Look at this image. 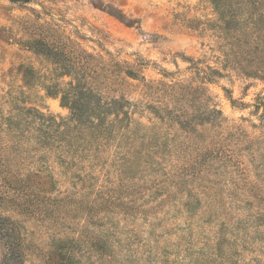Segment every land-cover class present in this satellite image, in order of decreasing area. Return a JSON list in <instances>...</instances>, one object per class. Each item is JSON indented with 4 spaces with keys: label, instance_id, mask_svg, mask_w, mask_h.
Wrapping results in <instances>:
<instances>
[{
    "label": "rangeland",
    "instance_id": "374dc122",
    "mask_svg": "<svg viewBox=\"0 0 264 264\" xmlns=\"http://www.w3.org/2000/svg\"><path fill=\"white\" fill-rule=\"evenodd\" d=\"M223 3L0 0L21 264H264V3ZM76 85L125 122L75 126Z\"/></svg>",
    "mask_w": 264,
    "mask_h": 264
},
{
    "label": "trees",
    "instance_id": "16d2710c",
    "mask_svg": "<svg viewBox=\"0 0 264 264\" xmlns=\"http://www.w3.org/2000/svg\"><path fill=\"white\" fill-rule=\"evenodd\" d=\"M236 1L237 0H224L223 5L220 4L218 7L222 8V10L227 9V7L233 8V4ZM241 1H243V3H249V5L254 6L255 9H258V7L264 3V0ZM114 16L123 21L126 19L124 14L120 11H115ZM126 21L128 20L126 19ZM128 25H133V22L128 21ZM72 89V93H67L62 96V104L70 111V121L73 122L75 126L79 124L83 125L88 121L91 124L96 123L98 126H103L105 124L108 126L107 117L111 114L116 115V121L119 124L125 122L124 118L120 117L121 115L124 114V116L127 115L126 117H128V114L121 110V104L119 102H115L114 105L102 104L100 97L93 94L90 90H84L81 85L72 86ZM218 113L222 115L221 112ZM21 245L16 227L9 222L8 219L0 216V246L4 251L3 264L22 263L23 255L19 251Z\"/></svg>",
    "mask_w": 264,
    "mask_h": 264
}]
</instances>
